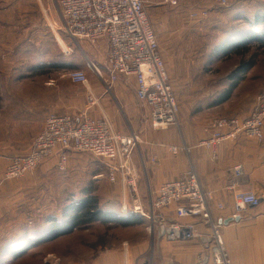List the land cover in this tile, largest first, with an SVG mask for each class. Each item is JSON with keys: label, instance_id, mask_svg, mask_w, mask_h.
Returning a JSON list of instances; mask_svg holds the SVG:
<instances>
[{"label": "crops", "instance_id": "0c3cea01", "mask_svg": "<svg viewBox=\"0 0 264 264\" xmlns=\"http://www.w3.org/2000/svg\"><path fill=\"white\" fill-rule=\"evenodd\" d=\"M155 5L158 6L159 3ZM188 39L190 38L187 36L172 35L165 59L160 51L166 61L170 84L179 106L180 130L173 127L164 129L152 127L147 106L135 98L134 77L116 83L111 87L112 92L107 94L96 76L97 83L80 85L85 94L84 109L77 112L78 103L71 100V103L65 107V114L77 119L83 116L92 119L105 118L111 123L115 132L123 135L135 134L141 139L130 170L137 181L138 191L142 188L148 190L149 187L153 190L159 183L176 181L190 166L197 173L202 188L213 192V201L220 199L224 204V210L219 211L212 201V216L217 220H225L233 213L232 198L226 187L232 182L234 166L243 167V176L238 179V183L254 187L257 194L264 197V138L262 141L241 138L235 143L220 144L214 151H207L198 146L199 142L206 138L205 128L208 120L221 111L218 105H211L216 102L224 87L215 89L219 75L215 73L213 67L207 65L210 61L213 63L212 51L207 49L201 52L195 51L187 46ZM100 50L102 53L99 57L102 59L104 57L105 60L106 47L100 46ZM200 58L205 61L200 63L197 61ZM41 69L40 66H32L27 68L29 73L25 75L41 73L43 72ZM11 71L16 73L22 71L16 79L24 75L23 68H12ZM102 75L107 77L105 69H102ZM41 76L43 75L32 77ZM37 83L32 89L28 84L18 81L6 85L0 84V90L2 86H10L13 92L10 96L8 94L7 98L0 99V103H3L0 118H4L0 119V137L15 142L14 144L23 154L31 148L32 140L41 131L46 118L58 113L56 109L52 112L47 111L45 104L40 102L41 91H46V88L41 82ZM89 91L99 95L96 106L89 107L87 104L86 97ZM254 101L253 99L247 107L251 109ZM249 108L244 115L238 112L239 115H247ZM227 113L233 114L235 111L229 110ZM183 145L188 148V152L173 153L170 150V147L180 148ZM7 154L8 152L0 153V207L5 202L6 219L9 218V234L18 230H30V234H41L47 228V215L54 214L58 207L64 205V203L59 205L63 196H66L64 201L66 203L67 191L74 193V189L79 186V172L82 170V165L67 163L66 169L61 172L57 168L58 158L53 156L22 178L4 181L3 171L11 159H8ZM68 154L70 159V155L79 153L68 152ZM64 184H66L65 188ZM68 185L73 186L71 191L67 189ZM110 188L119 202L128 201L129 193L120 183H114ZM99 194L103 195L101 192ZM186 221H195V219L189 218ZM196 223L199 232L204 235L208 233V229L202 223L199 221ZM221 234L228 259L232 264H264V199L258 208L247 210L239 221L222 225ZM160 241L158 247L161 253L157 255L156 264L191 263L196 260L198 253L206 250L207 246L206 239L200 243L186 244L169 243L162 239ZM140 244V248L128 254L129 260L125 264H136V259L147 250L146 242L142 244L141 241ZM168 244L192 245L193 254L190 252V247L185 248L186 251L183 248V251L178 253ZM105 257L101 255L91 264H122L117 260L118 257H113L112 260L109 256Z\"/></svg>", "mask_w": 264, "mask_h": 264}, {"label": "built area", "instance_id": "2783aa9c", "mask_svg": "<svg viewBox=\"0 0 264 264\" xmlns=\"http://www.w3.org/2000/svg\"><path fill=\"white\" fill-rule=\"evenodd\" d=\"M238 0H160L159 4L176 8L190 3L188 16L191 19L206 18L208 9L204 2L227 8ZM60 28L64 36L74 41H84L93 49L106 47L103 69L93 67L103 83L106 93L116 83L134 77L135 98L148 108L149 121L154 129L175 127L180 130L179 106L165 61L160 53L157 36L145 11L144 0H56ZM69 80L86 86L88 81L83 71H71ZM86 101L89 107L96 106L99 95L89 91ZM206 138L198 146L214 151L220 144H231L239 139L264 138V89L247 116H212L205 128ZM141 139L135 134L115 132L111 123L103 119L83 116L77 119L69 114L49 115L32 141L26 154L12 157L3 171V180H16L39 168L44 162L57 156V168L63 172L69 161L68 152L86 153L105 162L108 181L120 183L130 192L134 208L148 223L147 231L169 243L186 244L207 241L206 250L198 253L196 260L188 264H232L227 255L221 234L222 225L212 216L213 192L205 191L197 173L189 166L182 176L172 182L159 183L143 206L138 197L135 177L131 174V162L139 149ZM171 152H188L183 145L170 147ZM156 161V160H154ZM243 167H233L232 182L226 187L233 202L231 218L240 219L249 209L258 208L264 197L254 187L241 185ZM213 201L215 208L224 210L220 199ZM121 213L128 208L125 200L116 203ZM195 221H186L187 219ZM197 221L207 229L202 234ZM204 239V240H205ZM154 260V259H153ZM149 259L147 264H156ZM138 264L140 259L137 260ZM159 264H178L161 262Z\"/></svg>", "mask_w": 264, "mask_h": 264}, {"label": "rangeland", "instance_id": "374dc122", "mask_svg": "<svg viewBox=\"0 0 264 264\" xmlns=\"http://www.w3.org/2000/svg\"><path fill=\"white\" fill-rule=\"evenodd\" d=\"M55 1L20 0L18 2V0H0V84L6 85L18 81L19 83L28 84L32 89L38 84L37 82H41L44 84L46 91H41L42 98L40 102L45 104L47 111L52 112L53 109H56V112H58L56 114H65V107L72 100L78 103L76 110L79 112L84 109L83 102L85 103L83 87L71 83L68 76L71 71H83L89 84L97 83V75L90 64L93 63L102 71L104 57L103 59L99 57L102 53L100 47L92 49L86 42L71 40L64 36L63 32L58 31L60 24ZM144 1L145 11L157 36L164 59L166 52L169 50L167 47L169 48L171 45L169 41L172 35H182L190 38L186 42L187 46L195 51L201 52L207 48L212 50L213 46L225 42L227 37L224 34L233 23L230 16L209 2L202 3L203 7L209 11L206 18L191 19L188 16L189 6L187 2L176 8H168L160 4L156 6L155 4H158L160 0ZM254 53L255 66L246 73L244 80L233 92L230 100L219 106L220 115L230 114L227 112L231 110L235 111L233 115L238 114L237 116H241L238 112H246H241L242 102L246 98V101L250 103L254 99L255 106L256 99L264 89V49L258 51L253 49L251 54ZM249 57L250 55H247L243 60H247ZM197 61L201 63L205 60L200 58ZM240 61L239 58L217 62L213 60V63L210 61L207 65L213 67L219 73L228 74ZM32 66H40L46 74L39 78L25 75L29 73L27 68ZM12 68H23L24 75H20L16 79V76L21 74L22 71L12 72ZM104 78L107 79L106 76ZM102 84L100 81V85ZM110 92H112L111 88ZM12 93L10 86H2L0 99H5L8 94L10 96ZM69 94L72 96L68 97ZM2 105L3 103H0L1 112ZM242 108L247 110L249 107L244 106ZM252 109L253 107L249 111ZM14 143L8 138L0 137V153L6 154L8 152V159L23 155ZM68 163H78L82 165V170L79 172V186L74 189V193L67 191L66 199L76 197L80 188L94 181L93 184L98 194L99 192L103 194L104 200L101 201L108 206L112 204L114 208L120 210L118 206H115L116 203L120 202L115 198L110 188L113 184L108 182L104 161L90 154L79 153L70 155ZM63 187L65 188L66 184ZM67 189L71 191L73 186L68 185ZM142 189L138 191L140 192L138 197L142 205L146 206L148 197L152 193V187L147 188L149 192L145 188ZM128 193L126 206L128 210H132L134 204L130 192ZM65 197L63 196L60 199L59 205L65 204ZM6 214L5 202H3L0 207V264H91L101 255L106 256L105 258L109 256L110 260L113 257H118L117 260L125 264L129 260L128 254L134 253L141 247V241L142 244L146 242L147 250L143 251V255L136 259V263L138 259H140L138 264H147L149 259H154L153 262L158 263L156 258L160 252L158 246L161 241L156 234L147 231L149 223L140 215L138 216L144 222L141 223L142 225L125 228L116 224L96 223L52 243L42 244L29 252H25L21 258L13 260L9 253L4 255L5 251L9 252V245L4 246L5 239L9 238V218L6 219ZM168 246L173 247L178 253H181L183 248L186 251L185 248L187 247L191 248L190 252L192 253L193 247L192 245L173 246L169 244Z\"/></svg>", "mask_w": 264, "mask_h": 264}, {"label": "trees", "instance_id": "16d2710c", "mask_svg": "<svg viewBox=\"0 0 264 264\" xmlns=\"http://www.w3.org/2000/svg\"><path fill=\"white\" fill-rule=\"evenodd\" d=\"M189 5L190 3H188V6ZM217 8L230 16L233 19V23L224 34V36L227 37L225 42H221L215 47L213 46L211 50L213 60L217 62L228 61L231 60V58H239L241 61L234 66L231 73L222 74L219 73V71H215V73L219 75L215 83V89L217 90L218 87L221 86L224 88L220 91L216 102L211 106H220L229 101L233 92L244 80L246 73L255 66V53L251 54V51L253 49L256 51L264 49V0H238L231 3L227 8ZM247 55H250V57L247 60H243ZM40 74L45 75L46 72L31 73L32 76ZM246 99L243 102H245ZM243 102L241 105V112L246 111L245 113H247V110L242 107L247 106L250 102ZM225 116L236 115L225 114ZM93 183L94 181L80 188L78 195L66 200V203L58 207L54 214H48L47 228L43 233L30 234V230H18V232L9 234V238L4 241V246L9 245V252L5 251L4 255L9 253L13 260H17L21 258L25 252H29L42 244L52 243L79 229L90 227L96 223L116 224L125 228L142 225L141 223H144L142 222L143 220L140 219V216L131 209L125 214H122L120 210L114 208L112 204L108 206L102 202L101 200H104V198L98 194ZM154 188L152 193L154 192Z\"/></svg>", "mask_w": 264, "mask_h": 264}, {"label": "water", "instance_id": "95a60500", "mask_svg": "<svg viewBox=\"0 0 264 264\" xmlns=\"http://www.w3.org/2000/svg\"><path fill=\"white\" fill-rule=\"evenodd\" d=\"M237 221H239V219L230 217V218L225 219V220H223V219L218 220V223H220L221 225H227L231 222H237ZM203 241H205V240L203 239Z\"/></svg>", "mask_w": 264, "mask_h": 264}, {"label": "bare ground", "instance_id": "6f19581e", "mask_svg": "<svg viewBox=\"0 0 264 264\" xmlns=\"http://www.w3.org/2000/svg\"><path fill=\"white\" fill-rule=\"evenodd\" d=\"M90 67H92V68H93V67H95V65H94L93 63H91V64H90Z\"/></svg>", "mask_w": 264, "mask_h": 264}]
</instances>
